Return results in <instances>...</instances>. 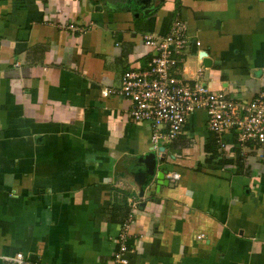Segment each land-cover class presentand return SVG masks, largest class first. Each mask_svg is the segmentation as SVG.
Here are the masks:
<instances>
[{"label":"crops","instance_id":"0c3cea01","mask_svg":"<svg viewBox=\"0 0 264 264\" xmlns=\"http://www.w3.org/2000/svg\"><path fill=\"white\" fill-rule=\"evenodd\" d=\"M175 20L191 42L179 79L264 91V0H0V264H114L127 223L129 264H264V145L218 151L199 110L155 149L130 101L101 95L146 70L142 36ZM151 152L179 177L156 168L140 198Z\"/></svg>","mask_w":264,"mask_h":264},{"label":"built area","instance_id":"2783aa9c","mask_svg":"<svg viewBox=\"0 0 264 264\" xmlns=\"http://www.w3.org/2000/svg\"><path fill=\"white\" fill-rule=\"evenodd\" d=\"M73 30L74 25H69ZM151 54L145 71H126L117 88H103V97L123 98L131 103L133 121L146 124L151 130L150 142L158 145L172 142L181 133L190 115L202 110L207 116V129L215 136L218 151L237 146L242 149L252 145H264V91L250 100L236 99L233 95L210 92L199 82L190 84L179 79L177 73L190 51L186 24L172 22L164 35L145 34L141 38ZM196 47L200 42H194ZM202 70L198 75L201 76ZM233 138L232 144L225 137ZM168 179H178L175 173L166 174ZM132 205H134L132 203ZM128 224L118 235L114 264H129L126 246ZM4 264H36L22 253L3 257Z\"/></svg>","mask_w":264,"mask_h":264},{"label":"water","instance_id":"95a60500","mask_svg":"<svg viewBox=\"0 0 264 264\" xmlns=\"http://www.w3.org/2000/svg\"><path fill=\"white\" fill-rule=\"evenodd\" d=\"M196 50V46H193V51ZM200 56L204 57V53L200 54ZM141 161V162H140ZM164 162V157L161 155L160 157L157 156L156 152H151L147 154L143 159H139V163H142L145 166L146 171L139 172L134 175V182L140 186V191L138 196L141 198L143 196L144 192V186L146 183V180H149L154 177L156 168L163 171V174H166V166L161 165L157 166V162ZM167 180L164 181L165 185H167ZM157 184L161 185L163 184V181H158Z\"/></svg>","mask_w":264,"mask_h":264},{"label":"trees","instance_id":"16d2710c","mask_svg":"<svg viewBox=\"0 0 264 264\" xmlns=\"http://www.w3.org/2000/svg\"><path fill=\"white\" fill-rule=\"evenodd\" d=\"M213 141H215L214 139H212V142ZM205 151H206V153L207 152H212L211 154H212V156H213V158H215L217 155H216V151H214V145H212V144H207L206 146H205ZM211 160H212V157H211ZM227 160H225V159H220L219 160V164H224L225 162H226ZM225 164H227V163H225ZM126 196V195H125Z\"/></svg>","mask_w":264,"mask_h":264}]
</instances>
